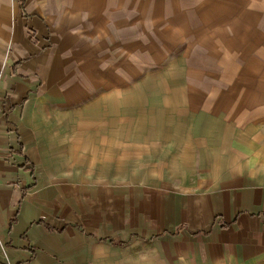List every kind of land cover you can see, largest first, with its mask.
<instances>
[{"label":"crops","instance_id":"0c3cea01","mask_svg":"<svg viewBox=\"0 0 264 264\" xmlns=\"http://www.w3.org/2000/svg\"><path fill=\"white\" fill-rule=\"evenodd\" d=\"M226 1L0 0V264H102L133 244L162 264L264 258V172L197 131L264 144V76L248 77L264 6L238 7L239 28Z\"/></svg>","mask_w":264,"mask_h":264},{"label":"rangeland","instance_id":"374dc122","mask_svg":"<svg viewBox=\"0 0 264 264\" xmlns=\"http://www.w3.org/2000/svg\"><path fill=\"white\" fill-rule=\"evenodd\" d=\"M17 1V0H16ZM23 1V0H21ZM34 1V0H33ZM38 2H49V0H37ZM231 4L234 6V15L229 14H221L219 17H235V22H238L240 24H236L239 28H241L242 25V12L241 9L249 8L250 6H255L251 9L257 10L259 9L260 6H264V0H231ZM188 8L190 7H197V6H213L217 7V5L225 7L228 6V2L226 0H187L186 4ZM225 5V6H224ZM259 6V7H258ZM241 8V9H238ZM255 18L261 17V22L264 23V9L260 11V13H255ZM218 17V16H216ZM253 36H256L255 38L258 39L259 36H257V32L254 33L252 32ZM260 35V34H259ZM262 35L264 37V32H262ZM262 38V37H261ZM262 43H264V38H262ZM248 74L250 78V82L253 83V80L257 78V76H264V58L257 60L254 63H251L248 67ZM160 81V87L162 88L163 81ZM131 101V99H130ZM129 115H132V112L128 113ZM154 118H160V113L158 114L157 111L153 112ZM168 115V114H167ZM167 118V116H164ZM201 125L205 127H198L197 126V131H200L203 129L204 131H213V135L207 137L208 140H204L205 142H210V140H215V135L217 131V141H218V150L223 153L224 158H221L220 160L228 163H234L235 167L239 168H245L244 170H249L250 168L252 170L256 171H261L264 172V159H250V158H244V154L246 151H256V152H251V153H256L258 154V151L264 146L263 143H255L254 147L250 146V143L243 142V134L244 130L240 127H233V126H226L222 122H215L211 121L208 118H202L201 120ZM157 129V127L155 128ZM187 155L192 156L193 152L190 151V148L193 146L194 147V142H190L189 138H192V141H195V138L197 139L198 136H196V130L192 127H188L187 129ZM203 132V133H206ZM175 134L172 135H177V132H174ZM198 135V133H197ZM202 135V134H200ZM204 138L206 136L202 135ZM221 141H229L227 143H222ZM232 141V143H231ZM198 142V141H195ZM214 143V142H213ZM253 143V142H252ZM226 145H228L226 147ZM250 148V149H249ZM248 153V152H246ZM221 155V153H220ZM260 160V161H259ZM187 161V160H186ZM192 161L193 160H188ZM187 161L188 166L191 164L190 162ZM256 163L255 165H251V163ZM259 162H262L259 165ZM243 166V167H242ZM260 166V168H259ZM256 178L261 179L264 181V173L263 174H257ZM135 247L137 250H101L105 256L106 260L102 264H162L161 262V257L159 255V252L157 250H154L151 248V250H148L149 247L147 245H142V244H133V245H128L127 248ZM150 259V262L147 260ZM239 261V262H238ZM235 264H264V258L261 260H255V259H248L245 256L240 258V260H236Z\"/></svg>","mask_w":264,"mask_h":264}]
</instances>
